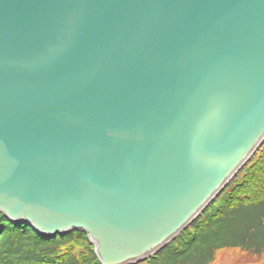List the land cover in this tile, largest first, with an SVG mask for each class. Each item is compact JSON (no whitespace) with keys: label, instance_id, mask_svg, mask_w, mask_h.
I'll use <instances>...</instances> for the list:
<instances>
[{"label":"water","instance_id":"95a60500","mask_svg":"<svg viewBox=\"0 0 264 264\" xmlns=\"http://www.w3.org/2000/svg\"><path fill=\"white\" fill-rule=\"evenodd\" d=\"M264 142V0H0V213L134 264Z\"/></svg>","mask_w":264,"mask_h":264},{"label":"trees","instance_id":"16d2710c","mask_svg":"<svg viewBox=\"0 0 264 264\" xmlns=\"http://www.w3.org/2000/svg\"><path fill=\"white\" fill-rule=\"evenodd\" d=\"M222 248L264 252V142L205 210L143 264H209ZM0 264H102L85 231L44 236L0 213Z\"/></svg>","mask_w":264,"mask_h":264},{"label":"rangeland","instance_id":"374dc122","mask_svg":"<svg viewBox=\"0 0 264 264\" xmlns=\"http://www.w3.org/2000/svg\"><path fill=\"white\" fill-rule=\"evenodd\" d=\"M240 172L241 170L236 174V176H238ZM209 264H264V252L260 254V256H252L239 249L222 248L215 253L214 261Z\"/></svg>","mask_w":264,"mask_h":264}]
</instances>
